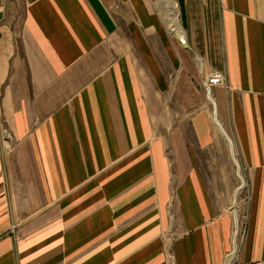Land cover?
<instances>
[{"label":"crops","instance_id":"obj_1","mask_svg":"<svg viewBox=\"0 0 264 264\" xmlns=\"http://www.w3.org/2000/svg\"><path fill=\"white\" fill-rule=\"evenodd\" d=\"M217 1L205 93L149 0H0V264H264V0Z\"/></svg>","mask_w":264,"mask_h":264},{"label":"rangeland","instance_id":"obj_2","mask_svg":"<svg viewBox=\"0 0 264 264\" xmlns=\"http://www.w3.org/2000/svg\"><path fill=\"white\" fill-rule=\"evenodd\" d=\"M156 1L157 0H149L151 7L154 9L156 13L160 14L163 20L159 8L157 7ZM177 1L180 10L181 23L187 32L188 42L191 39L192 43L195 46L191 56L194 60H196L197 55L203 58L204 68L201 71L198 68L200 71L199 80L201 81V86L203 90L205 91V93H207L206 87L204 85V80L207 79L210 75L217 74L222 77L223 84L227 82V73L226 71L223 70V68H221L222 61H224L225 59V55H224L223 36L220 25L218 1L217 0H177ZM167 30L169 29L167 28ZM169 32H167L169 37L174 42H178L181 45V43L176 39V37L171 35ZM197 67H199L198 64ZM216 117L213 120H214V124L217 125L218 129L216 128V126L215 129L222 133L226 145V152H224V154L222 155L220 150L215 149V152L218 155L217 157L215 156L216 158L215 164L217 165V170L230 171L231 173V176H229L228 179L223 180L224 185L227 183L233 184V181L235 182L234 189L232 191L230 189V206H229L230 211L234 216V210L232 205L234 203L233 199L235 195H237V210L239 213L238 202L240 198L243 199L245 198L246 201L248 202L249 200L248 198L251 194L250 193L251 180L249 175L250 167L249 164L247 163L249 159H242V154L241 151L239 150V147L237 146L236 138L231 134V132H229V134L232 136V137L230 136L231 139L234 141L233 143L234 146L232 148V145L228 137L224 132L221 131V129L224 128L222 121L220 120L219 117L217 118ZM8 136H10L9 132L0 133V140L5 145L6 150H10L13 146L12 144L9 145L7 143L6 139L8 138ZM221 159H228V160H226V164L225 163L222 164ZM221 167L224 168L221 169ZM233 173L234 176H232ZM242 177L246 183L244 184L243 188H240L239 192L237 193V189L241 184ZM244 219L245 217H243V220ZM241 220L242 217L240 216L239 213V222H241ZM240 246H241V238L240 235L238 234V247L240 248ZM232 248L233 247H231V250ZM237 251H238L237 248L233 250L235 254H237Z\"/></svg>","mask_w":264,"mask_h":264},{"label":"bare ground","instance_id":"obj_3","mask_svg":"<svg viewBox=\"0 0 264 264\" xmlns=\"http://www.w3.org/2000/svg\"><path fill=\"white\" fill-rule=\"evenodd\" d=\"M157 7L159 8V11L163 17V20L167 26V28L174 33H177V39L181 43H187L184 39L185 36V30L181 26L180 23V11H179V5L177 0H157L156 2ZM245 180L242 177V184L241 188H243L245 184ZM237 254L232 252L225 264H232Z\"/></svg>","mask_w":264,"mask_h":264},{"label":"built area","instance_id":"obj_4","mask_svg":"<svg viewBox=\"0 0 264 264\" xmlns=\"http://www.w3.org/2000/svg\"><path fill=\"white\" fill-rule=\"evenodd\" d=\"M3 20H4V17H3V7L0 5V30H1V25L3 23ZM205 87H206V90L208 92V87L206 86V84L204 83ZM211 90H212V85L210 86ZM245 231H246V228L245 226H243L242 228L239 227V224H238V234L240 235V238H241V241L243 239V237L245 236Z\"/></svg>","mask_w":264,"mask_h":264},{"label":"water","instance_id":"obj_5","mask_svg":"<svg viewBox=\"0 0 264 264\" xmlns=\"http://www.w3.org/2000/svg\"><path fill=\"white\" fill-rule=\"evenodd\" d=\"M182 46L185 48V49H189V44L188 43H182Z\"/></svg>","mask_w":264,"mask_h":264}]
</instances>
